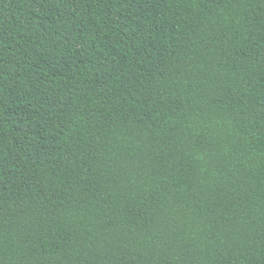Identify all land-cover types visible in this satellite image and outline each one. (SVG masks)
Segmentation results:
<instances>
[{
	"label": "trees",
	"instance_id": "trees-1",
	"mask_svg": "<svg viewBox=\"0 0 264 264\" xmlns=\"http://www.w3.org/2000/svg\"><path fill=\"white\" fill-rule=\"evenodd\" d=\"M0 264H264V0H0Z\"/></svg>",
	"mask_w": 264,
	"mask_h": 264
}]
</instances>
